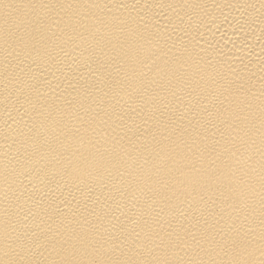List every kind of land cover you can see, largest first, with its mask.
Wrapping results in <instances>:
<instances>
[{
	"label": "bare ground",
	"instance_id": "1",
	"mask_svg": "<svg viewBox=\"0 0 264 264\" xmlns=\"http://www.w3.org/2000/svg\"><path fill=\"white\" fill-rule=\"evenodd\" d=\"M0 264H264V0H0Z\"/></svg>",
	"mask_w": 264,
	"mask_h": 264
}]
</instances>
